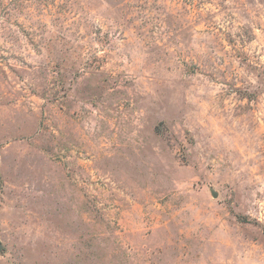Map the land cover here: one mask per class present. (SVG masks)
<instances>
[{"label":"rangeland","instance_id":"rangeland-1","mask_svg":"<svg viewBox=\"0 0 264 264\" xmlns=\"http://www.w3.org/2000/svg\"><path fill=\"white\" fill-rule=\"evenodd\" d=\"M0 241L264 264V0H0Z\"/></svg>","mask_w":264,"mask_h":264},{"label":"water","instance_id":"water-1","mask_svg":"<svg viewBox=\"0 0 264 264\" xmlns=\"http://www.w3.org/2000/svg\"><path fill=\"white\" fill-rule=\"evenodd\" d=\"M212 194H213L214 196H217V192H216L214 189H212ZM2 248H3V245H2V243H1V241H0V251L2 250Z\"/></svg>","mask_w":264,"mask_h":264}]
</instances>
